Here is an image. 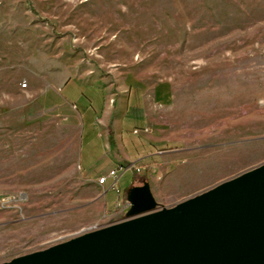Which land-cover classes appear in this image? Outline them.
<instances>
[{
	"label": "rangeland",
	"instance_id": "374dc122",
	"mask_svg": "<svg viewBox=\"0 0 264 264\" xmlns=\"http://www.w3.org/2000/svg\"><path fill=\"white\" fill-rule=\"evenodd\" d=\"M100 78L168 89L175 147L168 173L145 178L160 206L264 163V0H0V264L96 219L70 113L23 83Z\"/></svg>",
	"mask_w": 264,
	"mask_h": 264
},
{
	"label": "water",
	"instance_id": "95a60500",
	"mask_svg": "<svg viewBox=\"0 0 264 264\" xmlns=\"http://www.w3.org/2000/svg\"><path fill=\"white\" fill-rule=\"evenodd\" d=\"M125 217L2 264H264V163L160 206L148 182Z\"/></svg>",
	"mask_w": 264,
	"mask_h": 264
},
{
	"label": "crops",
	"instance_id": "0c3cea01",
	"mask_svg": "<svg viewBox=\"0 0 264 264\" xmlns=\"http://www.w3.org/2000/svg\"><path fill=\"white\" fill-rule=\"evenodd\" d=\"M27 87L28 101L48 92L67 109L76 125L75 177L89 191L82 200L83 210L96 217L92 224L110 223L104 220L115 216L118 198L126 199L127 189L140 185L139 178L150 180L155 173H168L169 152L165 147L174 141L163 128L168 125V113L162 109L164 101L158 100L159 93L166 96V87L150 91L104 78L92 84L67 79L59 86H49L47 91L33 81H27L24 88ZM122 165L133 168L117 179L118 195L110 189L113 179L109 175ZM100 177H106L104 184L97 182Z\"/></svg>",
	"mask_w": 264,
	"mask_h": 264
},
{
	"label": "built area",
	"instance_id": "2783aa9c",
	"mask_svg": "<svg viewBox=\"0 0 264 264\" xmlns=\"http://www.w3.org/2000/svg\"><path fill=\"white\" fill-rule=\"evenodd\" d=\"M25 86L26 84L23 83L22 87H25ZM131 168L133 167H126L122 165V166H119L117 169L110 172L109 177L113 179L110 189H112L116 194L120 195V192L116 186L117 179L119 178V176H121L123 173H125L127 170ZM136 171L138 172L139 170L136 169ZM105 181H106V177H100L98 178L97 182L99 184H104ZM129 208H130V205L126 201V199L119 197L116 202L115 208H114V214L119 217L118 220L123 219L125 217V214L129 210Z\"/></svg>",
	"mask_w": 264,
	"mask_h": 264
},
{
	"label": "trees",
	"instance_id": "16d2710c",
	"mask_svg": "<svg viewBox=\"0 0 264 264\" xmlns=\"http://www.w3.org/2000/svg\"><path fill=\"white\" fill-rule=\"evenodd\" d=\"M166 147H169V148L171 147L172 148V147H175V145H166ZM142 180L145 181V177H143ZM126 193H127V191H126Z\"/></svg>",
	"mask_w": 264,
	"mask_h": 264
}]
</instances>
